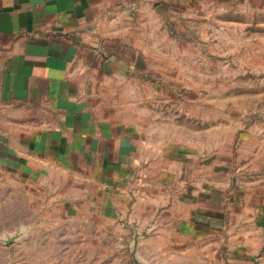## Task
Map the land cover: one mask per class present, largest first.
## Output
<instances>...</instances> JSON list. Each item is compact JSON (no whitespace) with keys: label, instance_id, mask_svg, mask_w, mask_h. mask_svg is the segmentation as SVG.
I'll return each mask as SVG.
<instances>
[{"label":"crops","instance_id":"obj_1","mask_svg":"<svg viewBox=\"0 0 264 264\" xmlns=\"http://www.w3.org/2000/svg\"><path fill=\"white\" fill-rule=\"evenodd\" d=\"M199 2L0 0V171L51 190L121 253L101 264H264L244 163L136 78L141 19Z\"/></svg>","mask_w":264,"mask_h":264},{"label":"rangeland","instance_id":"obj_2","mask_svg":"<svg viewBox=\"0 0 264 264\" xmlns=\"http://www.w3.org/2000/svg\"><path fill=\"white\" fill-rule=\"evenodd\" d=\"M191 9L141 19L136 78L175 123L234 150L253 197L264 199V0H200ZM53 198L0 171V264H101L121 254Z\"/></svg>","mask_w":264,"mask_h":264}]
</instances>
